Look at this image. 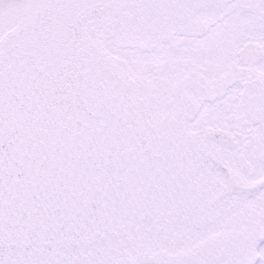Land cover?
<instances>
[{
	"label": "snow or ice",
	"instance_id": "1",
	"mask_svg": "<svg viewBox=\"0 0 264 264\" xmlns=\"http://www.w3.org/2000/svg\"><path fill=\"white\" fill-rule=\"evenodd\" d=\"M0 264H264V0H0Z\"/></svg>",
	"mask_w": 264,
	"mask_h": 264
}]
</instances>
